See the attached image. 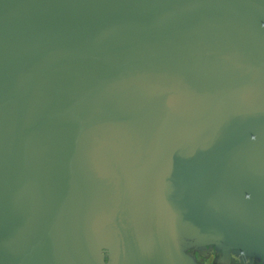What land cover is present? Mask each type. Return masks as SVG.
<instances>
[{"label":"water","instance_id":"water-1","mask_svg":"<svg viewBox=\"0 0 264 264\" xmlns=\"http://www.w3.org/2000/svg\"><path fill=\"white\" fill-rule=\"evenodd\" d=\"M250 1L138 0L140 26L122 0H18L29 56L0 95V264H103V201L111 234L143 242L117 194L144 165L173 179L230 158L235 184L264 188V14Z\"/></svg>","mask_w":264,"mask_h":264},{"label":"rangeland","instance_id":"rangeland-1","mask_svg":"<svg viewBox=\"0 0 264 264\" xmlns=\"http://www.w3.org/2000/svg\"><path fill=\"white\" fill-rule=\"evenodd\" d=\"M253 1L259 3V8L264 14V0ZM197 110V107H188L183 111L189 113L190 111L196 112ZM221 156L224 155L222 154ZM232 158L233 160H243L240 155ZM230 160V158H219L218 163L216 162L213 168L207 167L206 169L203 168L202 163L199 161L197 163L198 168L194 167L190 170L180 169L181 176L176 175L173 179L164 177V175L155 176L154 174L153 176V173L152 176L147 175L148 177L146 176L142 179V168L139 175L128 176L127 181L129 185L125 187V190L124 187H120L119 192H128V195L130 194L129 196L132 199L128 202L131 205L128 207L130 210L128 213L133 219L130 228H133L135 232L142 233V222H146L148 234L143 238V242L142 235L140 236V234H137V237H133L131 241L125 243L122 240L124 238H120L116 233L114 235L118 239L114 238V235L111 233L115 230V226L119 221V214L114 212V207L110 203L104 202L103 199L105 200V198L102 197L101 202H103L100 203L101 207L97 216L98 230L101 231L102 227L106 231V234L103 233V239H99L97 242V249L102 263L165 264L166 262L167 264H186V262H189V264H215V257L222 255L220 246H224V243L221 241V236L226 231L212 232L215 231L213 229L211 232H198L188 229L187 227L191 224L189 225L188 221L190 220H188L186 215L188 210L192 213L194 211L192 207L188 208V201L183 199L186 197L184 194L187 192L192 194L207 192L213 198L214 196H218L223 188L226 192L225 203L222 202L218 206L217 202L212 200L211 204L212 208L216 210L218 208L225 209L224 211L230 214L226 218L227 227L236 229L235 225H237L240 217L234 215V210L238 208L246 211V215L249 216L240 221L264 227V205L258 200H253L254 197H260V193L264 195V192H261L262 185H256L251 182H238L235 184V180H238L240 175L234 174V168ZM256 160L258 158L252 161L256 162ZM260 160L262 159L260 158ZM223 164L224 166H221ZM262 172L264 173V170ZM123 177L121 176L120 179H124ZM142 181L144 183L143 188ZM175 182L179 184L178 189L174 184ZM241 183L243 184L240 185ZM144 189L148 195H151L152 200L147 201V207L144 210L145 215H142V190ZM105 190L110 191L109 183ZM182 193L183 197L181 196ZM160 195L163 197L162 201L158 199ZM170 195L173 196L171 200H168ZM260 198L263 199L264 197ZM159 203H162L163 206H159ZM106 211L107 214H105ZM211 220H213L212 217ZM162 227H166L168 231L160 232ZM31 232L35 233L36 229H32ZM107 233L110 237L107 236ZM252 235L251 238H255V240L243 241L248 247L247 249L240 246H232V257L237 256V260L241 262L237 264H264V254L262 253L264 250L261 248L264 245V232L252 233ZM156 244L159 247L155 248ZM117 248H119V252Z\"/></svg>","mask_w":264,"mask_h":264},{"label":"crops","instance_id":"crops-1","mask_svg":"<svg viewBox=\"0 0 264 264\" xmlns=\"http://www.w3.org/2000/svg\"><path fill=\"white\" fill-rule=\"evenodd\" d=\"M137 1L138 0H122V3L124 5L122 18L124 19L125 23H127L132 18H137L139 19L137 25L142 26V4L136 5ZM131 3L133 4V6H131ZM129 6L134 10L127 11L126 7ZM18 13H19L18 0H0V95L4 94L6 89L11 88L8 81L10 79H13L14 76H18L20 70L19 67L22 66V64H25L24 59L25 57L29 56V54L26 53L27 51L26 46L28 44L20 35L21 25L18 22ZM148 16L151 18V13H149ZM112 23L115 25L118 22L113 20ZM148 23L158 24V22L151 20ZM127 25H133V24H127ZM141 37H142V29H138V28L136 29L135 27L133 29L128 28L126 30V33L124 34L123 42L127 43L130 42L131 40L139 39ZM76 46L79 49V45L77 43ZM41 48L43 49V51L47 50V48L44 46H42ZM30 55L34 57L35 52ZM20 58L23 59L20 60ZM2 100L3 99L0 96V105H2L3 102ZM2 113L3 110L0 109V120L2 119ZM192 157H194L193 153H192ZM221 166H224V164ZM152 173L153 171L148 165H144L142 167V179L147 175L152 176ZM174 184L178 189L179 184L177 182H175ZM128 185L129 184L127 182L120 187H124L125 190L126 189L125 187H127ZM120 187L118 189L119 197L117 201L118 203H120L119 205H121V207L123 208L127 219L129 218V220L131 221L130 223H128V226L131 227V223L133 219L131 216H129L128 213L130 211L128 207L131 206L128 202H130L132 199L129 196L130 194L128 195V192L120 193L119 192ZM143 187H144V183L142 181V188ZM145 189L142 190V206H143L142 215L143 214L145 215L144 210H146L147 201L152 200L151 195H148ZM225 194L226 193L220 192L218 196H214L213 198L211 197L210 193L207 192L198 193V194H192L187 192L186 194H184L186 195V197H184L183 199L188 201V208L192 207L194 211L192 213L191 211L188 210L186 216L188 217V220H190L188 221L189 225L190 224L191 225L188 226L187 228L198 232H211L213 229L215 231L212 232L226 231L225 234H222L221 236L222 237L221 241H223L224 243V246L223 245L220 246V251L222 255H218L215 257L216 259L215 264H232L233 261H234L233 264L235 263L237 264L241 262L237 260L238 258L237 256L232 257V252H231V249L233 248L232 246L235 247L240 246L244 249H247L248 247L246 246V244L243 243V241H253L252 239L255 240V238H251L252 233H262V231L264 232V227H261L260 225L257 226L250 225L245 223V221H240L243 220V218L249 217L248 215H246V211L240 208L234 210V215L236 217H240V220L238 221L237 225H235L236 229L227 227L226 218L228 217V215L230 216V214L224 211L225 209L218 208L216 210L212 208V204H211L212 200L216 201L218 206H220L222 202L225 203L226 201ZM182 195L183 193L181 194V196ZM172 196L173 195H170V198L168 200H171ZM158 199L162 201L163 200L162 195H160ZM183 199L181 198V200ZM159 206L162 207L163 204L159 203ZM250 213L252 212L250 211ZM211 217L213 218V220H211ZM145 223L146 222H142V233L147 231ZM162 224L168 227L166 224L164 223ZM166 227L165 228L162 227L160 232L168 231ZM157 247H159L158 244L155 245V248ZM261 248L264 250V245ZM262 253L264 254V251ZM165 264L167 263L165 262ZM186 264H189V262H186Z\"/></svg>","mask_w":264,"mask_h":264},{"label":"bare ground","instance_id":"bare-ground-1","mask_svg":"<svg viewBox=\"0 0 264 264\" xmlns=\"http://www.w3.org/2000/svg\"><path fill=\"white\" fill-rule=\"evenodd\" d=\"M222 154L225 155L224 153H221V155H222ZM117 197H119V193L117 194ZM126 218H127V217H126ZM127 220H128L127 223H130L129 218H128ZM122 226H123V225H122ZM126 230H127V229H123L124 232H126ZM97 238H98V240H99V239H103L102 234H101V233H98V237H97ZM117 251L119 252V248H117Z\"/></svg>","mask_w":264,"mask_h":264}]
</instances>
